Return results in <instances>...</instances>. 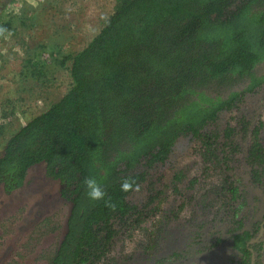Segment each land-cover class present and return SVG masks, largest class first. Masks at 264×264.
Wrapping results in <instances>:
<instances>
[{"label": "trees", "instance_id": "1", "mask_svg": "<svg viewBox=\"0 0 264 264\" xmlns=\"http://www.w3.org/2000/svg\"><path fill=\"white\" fill-rule=\"evenodd\" d=\"M15 1L0 0V26L10 31L15 18L7 11ZM45 55V62L41 55L27 64L70 61L72 84L7 135L0 228L9 233L0 231V264H113L119 242L142 224L161 215L178 221L186 202L168 216V195L162 198L160 179L151 173L181 141L193 143L205 163L219 165V220L187 250L150 254L152 263L223 255L225 264H264V98L255 99L264 94V0H117L84 49L61 61ZM249 104L256 107L252 115ZM5 131L0 124V137ZM174 171L173 191L186 176ZM88 176L102 183L116 211L88 199ZM127 176L140 192L121 191ZM56 202L67 209L58 226Z\"/></svg>", "mask_w": 264, "mask_h": 264}, {"label": "rangeland", "instance_id": "2", "mask_svg": "<svg viewBox=\"0 0 264 264\" xmlns=\"http://www.w3.org/2000/svg\"><path fill=\"white\" fill-rule=\"evenodd\" d=\"M116 6L117 0H16L8 7L7 13L15 18V25L8 39L0 38V124L7 129L6 135L0 137V154L8 136L59 101L72 84L68 68L70 61L61 66L53 60L52 65L45 68L39 63L37 66L27 64V61L42 55L43 63L48 52L55 53L60 61L75 55L100 33L116 11ZM23 20H27L25 26L22 25L25 24ZM263 98L264 94L255 97L257 102ZM254 105H248L250 115L256 111ZM243 111L246 110L241 113ZM194 149L193 143L181 141L170 160L158 165L151 173L155 180L160 179L157 187L164 190L162 198L168 195L163 203V211L168 209V216L170 211H178L182 201L186 202L187 208L180 219L167 221L161 215L153 224L139 226L141 228L138 227L133 236L129 234L123 238L110 255V259L115 260L113 264H122L124 260L128 264H153L150 254L187 250L190 242L197 241L198 233L208 235L209 229L215 225L213 221L219 220L217 213L224 176L218 164L205 163ZM176 169L183 170L186 176L179 183V189L173 191L171 182ZM190 195H194L191 200L188 199ZM140 198L143 196L135 199ZM55 205L60 208V214L53 219L58 226L67 209L60 202ZM1 220L3 222L4 217ZM202 225L204 228H200ZM48 230V227L41 229ZM0 231L5 234L6 230L0 228ZM11 238L7 240L8 244ZM194 249L190 248L191 251ZM50 254L45 251L41 260ZM141 257L144 259L139 260ZM223 258V255L203 257L189 264H225Z\"/></svg>", "mask_w": 264, "mask_h": 264}, {"label": "clouds", "instance_id": "3", "mask_svg": "<svg viewBox=\"0 0 264 264\" xmlns=\"http://www.w3.org/2000/svg\"><path fill=\"white\" fill-rule=\"evenodd\" d=\"M11 35L10 30L7 27L0 26V38L8 39ZM83 184L86 189V196L90 201H103L105 206L112 211L117 210V204L108 196L106 188L95 176H88L84 179ZM120 189L124 193L140 192L141 185L137 183L135 178L127 176L122 178Z\"/></svg>", "mask_w": 264, "mask_h": 264}]
</instances>
